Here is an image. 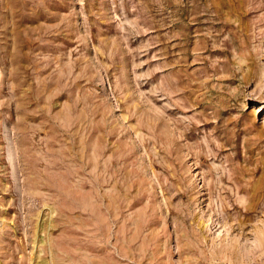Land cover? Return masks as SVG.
<instances>
[{
  "label": "rangeland",
  "instance_id": "1",
  "mask_svg": "<svg viewBox=\"0 0 264 264\" xmlns=\"http://www.w3.org/2000/svg\"><path fill=\"white\" fill-rule=\"evenodd\" d=\"M0 264H264V0H0Z\"/></svg>",
  "mask_w": 264,
  "mask_h": 264
}]
</instances>
